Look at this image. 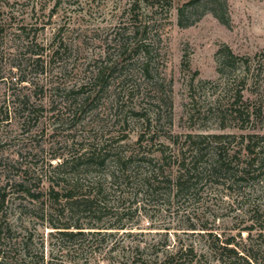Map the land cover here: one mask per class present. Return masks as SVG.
Here are the masks:
<instances>
[{
    "label": "rangeland",
    "instance_id": "374dc122",
    "mask_svg": "<svg viewBox=\"0 0 264 264\" xmlns=\"http://www.w3.org/2000/svg\"><path fill=\"white\" fill-rule=\"evenodd\" d=\"M132 1L0 0V257L160 264L182 249L193 254L177 264H264V168L238 183L209 172L220 152L231 170L243 167L248 143L264 158V122L234 114L261 109L264 119V0H227L228 26L207 14L187 28L177 9L188 0L154 14L142 0L131 14ZM122 29L135 31L125 51ZM227 48L234 66L223 63ZM93 149L103 166L75 161ZM116 156L134 160L119 187ZM183 163L192 188L181 194ZM152 170L162 173L155 192L139 184ZM67 191L99 194L107 209L83 212L63 200ZM117 211L119 221L109 216ZM78 223L84 237L52 226ZM227 241L241 259L223 251Z\"/></svg>",
    "mask_w": 264,
    "mask_h": 264
},
{
    "label": "trees",
    "instance_id": "16d2710c",
    "mask_svg": "<svg viewBox=\"0 0 264 264\" xmlns=\"http://www.w3.org/2000/svg\"><path fill=\"white\" fill-rule=\"evenodd\" d=\"M140 0H133L130 3V7H129V12H131V14L133 12H135L136 8L138 7V4ZM142 1H150L147 2V4L150 6V10L148 11V13H157L158 11H164L165 13H169L171 11V8L173 6V0H142ZM207 14H212L217 20H219L220 23H222L223 25L228 26L230 23V17H229V12H228V2L227 0H188L186 2H184L182 5H180L177 9V22H178V26L181 28H187L190 26H193L194 24H196L198 21H200L205 15ZM138 15H135L134 18L135 20L138 19ZM139 24H142L143 21H139ZM140 29H142L143 34H148L152 31H149V27L147 25V23H145L144 25H142V27H139ZM139 29V30H140ZM135 31H130V30H126V29H122L120 31V35L123 36V38H121L117 45L120 46L119 48L121 50H129L130 46H131V34L134 33ZM118 34V33H117ZM144 35V36H145ZM144 42L140 43V47H146L145 41L148 40V38H143ZM147 52H145V59L148 58L147 55L150 54V52L148 50H146ZM226 60L223 62L225 65H232L234 66L235 61H237V57L234 55V53L227 48L226 49ZM149 58L146 60L148 61ZM108 70V69H107ZM105 76V71L104 70H99L97 71V73L94 72V75L92 77V79L95 80V82H100L101 80H103ZM91 80V79H90ZM21 82H23L24 80H20ZM172 107H169V121L171 122L172 120V112H171ZM235 114V118L238 119L239 121H241L243 124L245 123H249L250 119L252 117L254 118H259L264 122V119L261 117V109H255V111H250L249 108H247L246 110L244 109H236L234 111ZM250 139H252L254 136H249ZM256 137H258L256 135ZM219 139V137H214ZM259 138V137H258ZM261 139H264V137H262ZM203 143L200 144V146ZM258 144V143H257ZM199 148V147H198ZM257 146L255 143H248V145L245 147V152L247 155V158L249 159L248 162H245V165H243V167H240V169L237 170H231V164L232 162H230L227 158V155L222 154L221 152L218 153L219 155L217 156V160L213 163L209 164V172L212 174V176H217V177H221V176H228L229 174H232L233 176V180L235 182H240V181H250L256 178L257 172H259L261 169L264 168V158L261 159L258 157V154L255 150H256ZM202 148H199V150H197V156H201L202 155ZM201 153V154H200ZM225 153V152H224ZM83 160V161H81ZM115 163L117 165H119L122 169L119 170L120 172H118L117 174L114 173L112 175V184L116 185V186H120L122 184V182H124V180L127 178V169L132 166L134 164V160L131 156L127 157V156H116V158L114 159ZM200 160V159H199ZM75 161L80 162L81 166L90 168L92 166H96V165H100L103 166L105 164V158L102 155L101 152H99L97 149H93L90 151H86L83 154H81L79 157H77V159ZM69 160H63L60 162V164H58L57 166L54 167V170H58L61 168H64L66 166H68L70 163ZM200 162V161H198ZM72 163V162H71ZM197 163V161H196ZM50 166H52L50 164ZM198 165L194 166V169L197 168ZM185 167V163H183L181 170H186L185 173L180 174L179 177H177V183H176V188L178 189L179 192L182 193H188L190 192L191 188H192V176H190L189 174L191 173L190 169H186ZM262 175H264V173H262ZM160 176H162V173L159 174L158 172H156V170H152L150 171L148 174L145 175L144 178L141 179V181L139 182L140 185L142 186H146L149 190L151 191H157L158 189H156L154 186L155 184H160L163 183V181H160ZM123 180V181H122ZM22 186V185H21ZM102 191H99L98 193H101ZM50 193L53 196H56V198L54 199L55 201L59 200V195L58 193H56L55 189H50ZM62 197H64L63 200H66L67 203L69 202H73L72 205H74L77 208H82L83 212H88L91 213L93 210V214L98 212H102L105 211L107 209V207L105 205L102 204V202L99 199V194H96L94 196H82V197H78L77 195H75L72 192H66V194L62 195ZM110 213V212H109ZM121 214L120 211L111 213L109 216H111L110 218H114V220L119 221V219L121 220L122 217L119 218V215ZM91 218V217H90ZM55 229L60 230L59 233L63 236H85V232H82V230H84V225L81 223L75 224V225H56L53 224L52 225ZM74 228L76 230H78L77 233H73V232H68V230H70L71 228ZM1 228V227H0ZM90 229H96V230H100L102 228H100L98 225H90ZM122 229V227L120 228ZM1 230V229H0ZM98 234L100 232H97ZM230 241H227L226 246L223 247V251H225L227 254H232L236 257H240V259L242 258L241 256H239L238 252H236L234 249H229V245H230ZM193 251L192 250H185L183 251L182 249L175 252V253H170L169 255H167L165 257V259L160 263V264H177L179 261H181L184 257H189V255H192ZM230 256V255H228ZM231 257V256H230ZM1 262L0 264H18L13 263V262H9V259L4 256V254L0 257ZM26 263L25 264H53V263H46L44 256L42 255L41 257H31L29 256L27 259H25ZM158 264V263H155ZM186 264H200V261H195L194 258H191L189 261H187Z\"/></svg>",
    "mask_w": 264,
    "mask_h": 264
}]
</instances>
